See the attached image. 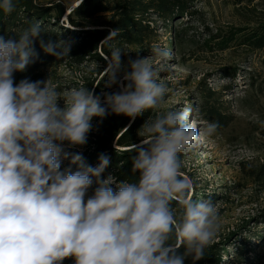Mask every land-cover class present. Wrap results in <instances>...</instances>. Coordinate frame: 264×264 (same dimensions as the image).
Returning <instances> with one entry per match:
<instances>
[{
    "label": "clouds",
    "instance_id": "obj_1",
    "mask_svg": "<svg viewBox=\"0 0 264 264\" xmlns=\"http://www.w3.org/2000/svg\"><path fill=\"white\" fill-rule=\"evenodd\" d=\"M15 7L14 0H0L6 14ZM42 33L35 22L15 39L0 36V264H62L67 258L74 264H184L189 256L201 259L220 229L219 213L211 197L191 198L194 184L181 172V154L213 135L218 122L194 126L189 107L146 120L131 158L138 179L104 177L107 154H99V163L92 166L81 153L66 151L65 142L85 145L94 117L102 122L115 114L134 121L145 110L159 109L167 86L158 82L149 57H129L125 65L119 48L112 49L105 70V87L117 91L97 94L95 87H80L61 95L48 80L26 77L16 83L14 73L38 58L37 39L44 53L69 56L70 45L45 42ZM116 35L115 29L105 39ZM151 52L161 64L172 58L159 45ZM64 160L70 163L62 169Z\"/></svg>",
    "mask_w": 264,
    "mask_h": 264
},
{
    "label": "rangeland",
    "instance_id": "obj_2",
    "mask_svg": "<svg viewBox=\"0 0 264 264\" xmlns=\"http://www.w3.org/2000/svg\"><path fill=\"white\" fill-rule=\"evenodd\" d=\"M37 1L60 2L65 18L81 0ZM116 1L104 3L110 6ZM181 1L189 5L188 11L193 14L172 19L174 46L167 47L172 37L161 18L147 14L145 20L152 31L141 43L119 48L124 51L122 55L127 54L121 58L125 60L122 63L127 65L129 57L151 59L158 71V82L167 86L160 108L152 109L156 116L189 107L192 109L189 123L194 126L218 122L213 135L202 138L196 149L183 154L182 174L196 188L205 189L206 196L216 197L220 229L210 245L217 243L222 247L224 264H264V221L261 219L264 215V50L232 46L223 51H210L203 45L207 32L223 34L230 28L264 24V0L238 5L230 0ZM110 15L97 13L84 21L85 26L103 27L101 24ZM154 45L166 48L172 54L171 60L161 64L153 58ZM110 48V55L97 48L103 61L89 60L80 65L60 62L40 71L61 95L80 87H95L98 94L117 91L116 86L105 87L107 60L115 47ZM229 70L235 71V75L222 76ZM209 90L213 96L207 95ZM59 103L62 107L63 101ZM205 108H213L215 114L209 116ZM137 139L138 143L143 139L140 131ZM78 147H69L65 142V150L71 153L78 151ZM69 163L70 160H64L62 169Z\"/></svg>",
    "mask_w": 264,
    "mask_h": 264
},
{
    "label": "trees",
    "instance_id": "obj_3",
    "mask_svg": "<svg viewBox=\"0 0 264 264\" xmlns=\"http://www.w3.org/2000/svg\"><path fill=\"white\" fill-rule=\"evenodd\" d=\"M105 0H81L63 20L64 7L60 2L49 1L41 4L37 0H14L15 10L6 14L0 10V36L5 39L17 38L19 33L30 24L39 22L43 33L41 39L47 42L49 39L61 40L70 45L69 56L57 59L44 53L40 47V40L35 43V50L39 54L33 63H30L23 72L14 73L15 82L29 78L32 81L45 80V75L40 69L54 63L69 62L80 65L89 60L103 61L97 48L105 55H110V47L120 48L124 44H139L148 37L152 30L145 20L147 14H155L161 18V23L171 36L173 33L171 21L174 18L191 16L193 12L188 11V6L181 0H117L113 5L107 6ZM254 0H230L234 5ZM110 13V17L104 21L103 27L87 28L85 20L90 19L97 13ZM66 24V25H65ZM117 30L118 35L114 38L105 39L112 30ZM167 47H173L175 38L171 36ZM203 45L208 49L223 51L232 46L244 47L247 50H264V24L251 28H230L223 34L206 33ZM85 56H88L85 58ZM127 54L121 58H126ZM122 60V59H121ZM125 62V60H122ZM234 76L235 71H228L222 76ZM97 93V91H96ZM213 96V91L207 92ZM98 94V93H97ZM209 116L215 114L213 108H205ZM169 111V110H168ZM166 113V112H164ZM164 113L160 114L163 115ZM152 109L145 110L143 115L136 117L133 121L129 117L111 114L100 122L99 117L93 118V130L88 134L85 145L79 146L86 163L96 166L98 156L105 153L110 157V164L103 176L113 175L117 182L127 180L135 182L138 173L132 172V157L136 154L135 147L138 143V133L146 120L155 119ZM129 124V125H128ZM74 149V148H72ZM71 151V150H69ZM183 154H181V160ZM183 168H181V172ZM194 184V183H193ZM205 189L196 188L190 194L193 200L199 201L211 197L216 202L215 196H206ZM173 209L179 214L180 206L176 201L172 203ZM264 221V215L261 217ZM219 244L209 245L205 255L199 260L187 257L184 264H224L221 253L224 251ZM179 253L184 248L178 249ZM224 253V252H223ZM237 253L241 252L238 250ZM62 264H74L73 258L65 259Z\"/></svg>",
    "mask_w": 264,
    "mask_h": 264
},
{
    "label": "water",
    "instance_id": "obj_4",
    "mask_svg": "<svg viewBox=\"0 0 264 264\" xmlns=\"http://www.w3.org/2000/svg\"><path fill=\"white\" fill-rule=\"evenodd\" d=\"M65 18H66V16H65ZM65 18H63V20H64Z\"/></svg>",
    "mask_w": 264,
    "mask_h": 264
}]
</instances>
